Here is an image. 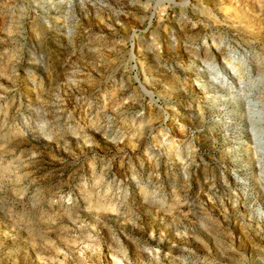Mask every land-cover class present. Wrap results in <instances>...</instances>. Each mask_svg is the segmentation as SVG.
Masks as SVG:
<instances>
[{
  "label": "rangeland",
  "instance_id": "obj_1",
  "mask_svg": "<svg viewBox=\"0 0 264 264\" xmlns=\"http://www.w3.org/2000/svg\"><path fill=\"white\" fill-rule=\"evenodd\" d=\"M213 1L0 0V264H264V0Z\"/></svg>",
  "mask_w": 264,
  "mask_h": 264
},
{
  "label": "bare ground",
  "instance_id": "obj_2",
  "mask_svg": "<svg viewBox=\"0 0 264 264\" xmlns=\"http://www.w3.org/2000/svg\"><path fill=\"white\" fill-rule=\"evenodd\" d=\"M206 1H209V0H206ZM211 1H212V0H211ZM214 2L216 3V0H214L213 3H214ZM221 3H222V2H221ZM228 7H229V6L226 7V5H224V6L222 7V9H225V8L227 9ZM195 27H196V26H195ZM197 27H198V26H197ZM211 31H212V30H211ZM210 34H212V32H211ZM195 43H196V42H195ZM206 52H208L206 56H209V55L211 54V52L209 51L208 48L206 49ZM214 57H215V56H214ZM214 57H213V58H214ZM206 58H207V57H206ZM213 58H212V59H213ZM233 62H234V60H233V56H230V57L228 58V60H226V61L223 63L224 70L228 72V73H227L228 75H230V71L232 70V68H230V67L233 65ZM228 67H229V68H228ZM240 69H241V68H240ZM224 70H221V72H220V75H221L222 77H223V74H224V73H223ZM242 72H243V71H242ZM242 72H241V73H242ZM225 74H226V73H225ZM231 75H232V74H231ZM205 76H206V77H205L206 79H204V80H205L206 83H207V82L209 81V79L212 78V76H211V73H210V72L206 73ZM197 77H198V76H197ZM213 78H214V77H213ZM213 78H212L211 81L214 82V79H213ZM218 85H219V84H218ZM211 87H212V86H211ZM214 87H215V86H214ZM222 88H224L223 85H220V89H222ZM201 91H202V90H201ZM201 91H200V92H201ZM195 92L197 93L196 90H195ZM198 92H199V91H198ZM210 92H211V91H210ZM234 92H235V91H234ZM193 93H194V91H193ZM208 94H209V93H203L202 95H206V96H207ZM210 94H211V93H210ZM213 98H214V97H213ZM211 102H212V101H211ZM212 104H213V103H212ZM212 106H214V105H212ZM215 110H216V109H215ZM217 110H218V109H217ZM216 112H217V111H216Z\"/></svg>",
  "mask_w": 264,
  "mask_h": 264
}]
</instances>
